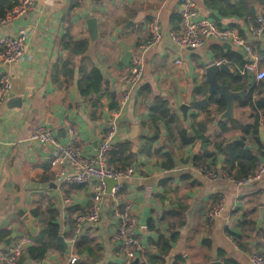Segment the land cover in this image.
I'll list each match as a JSON object with an SVG mask.
<instances>
[{
	"label": "crops",
	"instance_id": "crops-1",
	"mask_svg": "<svg viewBox=\"0 0 264 264\" xmlns=\"http://www.w3.org/2000/svg\"><path fill=\"white\" fill-rule=\"evenodd\" d=\"M192 1L199 18L209 19L214 14L220 27L236 29L256 52L264 51V40L249 37L247 23L236 17L219 16L207 8L206 0ZM178 2L35 0L23 16L0 25V38L26 31L25 57L12 65H0V75L11 82L10 94L0 105V250L17 238L27 236L31 244L22 254V264H71V257L77 258L71 242L74 218L88 209L91 188L57 181L49 167L50 146L30 140V135L37 125H44L64 144L69 138L67 126H71L78 136L75 148L84 156H94L104 122L112 110L109 105L113 100L117 102L125 89L120 78L127 72L138 44L148 37V24L156 16L163 27L162 39L144 55L142 78L131 88L114 141L130 142L134 155L130 166L134 173L120 181L116 199L107 194L100 221L92 226L84 225L81 234L94 239L101 257L98 264H122L114 255L112 241L111 207L116 200L133 206L141 245L139 262L157 254L158 238L161 235L167 238L174 229L178 230L179 238L171 245L163 264H173L178 256L182 262L176 261L177 264H208L213 256L222 262L233 259L238 264H251L250 254L264 256V217L262 226L256 229L258 209L264 208V174L259 181L247 186L208 180L196 172V166L204 164L221 170L222 155L211 144L206 149L215 153L213 158L197 163L194 158L204 153L200 143L195 141L182 146L176 133L180 128L189 130L191 123L203 118V111L191 108V103L207 94L204 69L208 62H220L215 55L217 49L223 54L234 52L243 62L245 56L238 54L229 43L230 49L226 50L222 48L223 42L212 39L197 49L175 47L169 32L173 30L171 16H178ZM252 6L255 14L264 12V5L255 2ZM89 16L97 23V38L93 42L86 28ZM84 40L88 46L82 54L66 48L68 41ZM261 58L262 65L264 57ZM175 60L180 63L175 64ZM229 66L234 71L233 65ZM93 67L102 74V90L97 95L84 97L78 81L82 73ZM258 83L247 82L249 88ZM111 91L114 96L110 95ZM157 96L167 101L175 120L168 126L160 124L157 129H147L148 107ZM183 104L188 106L185 117L179 109ZM234 113L235 118L228 120L242 126L253 122L248 107H240L235 102ZM192 115H196V119ZM133 126L138 130L131 138ZM226 126L229 130L217 137V124L208 125L206 135L211 143L217 138L232 141L244 137L253 153H264V143L259 150L250 133L243 135L239 128H231L230 123ZM59 128L64 130L57 135ZM259 130L263 128L259 127L258 133ZM156 134L150 155L141 153L143 137ZM261 156L264 161V154ZM219 199L223 200V210L208 221L206 212ZM20 210L35 212V233L21 221ZM49 218L59 225V235L66 246L54 242L45 258L36 262L28 258L27 250L41 239L45 220Z\"/></svg>",
	"mask_w": 264,
	"mask_h": 264
},
{
	"label": "built area",
	"instance_id": "built-area-1",
	"mask_svg": "<svg viewBox=\"0 0 264 264\" xmlns=\"http://www.w3.org/2000/svg\"><path fill=\"white\" fill-rule=\"evenodd\" d=\"M35 0H16L15 6L0 20V25L11 22L23 16L33 5ZM178 26L169 32L171 43L179 49H197L202 47L207 40H218L229 43L234 49H240L245 56L242 66L237 67L241 76L248 77L249 81L260 82L264 80V64L248 39L240 36L233 28H223L207 18H199L195 3L192 0H179ZM246 30L249 37L254 40H264V17L258 16L254 22L247 23ZM148 37L140 42L136 52L131 56L130 65L120 80L125 86L117 100L116 107L111 110L109 117L104 122V131L99 141L94 156H84L76 148L78 136L71 126H67L69 136L66 143H61L54 135L52 129L37 125L30 140L50 146L49 167L53 177L62 184L89 185L91 188L90 203L84 213L74 218V237L81 234L84 225H95L101 219L103 200L107 196L106 179L116 181L111 187L110 194L116 199L121 189L120 181L131 176L134 168L129 166L124 169L116 167L110 161V150L118 132V123L121 112L127 104L130 91L142 78L144 68V55L153 46L158 44L163 36V27L159 19L154 16L148 24ZM26 31L20 30L15 36L0 38V65H12L21 61L26 54ZM59 44V43H58ZM179 64V60L174 61ZM11 91L10 80L0 78V105L8 98ZM196 172L208 180H226L236 186H247L259 181L264 174V161L259 162L256 170L241 180H234L224 170H216L204 164L196 166ZM223 210V200L219 199L209 207L206 218L211 221L218 217ZM111 217L114 223L112 241L114 255L128 264L141 252V245L137 238V221L133 215L131 203H118L114 200L111 207ZM31 244L27 236L17 238L11 245L0 250V264H22L21 257L26 247ZM76 260L73 255L70 263ZM251 264H264V256L252 253L249 256Z\"/></svg>",
	"mask_w": 264,
	"mask_h": 264
},
{
	"label": "trees",
	"instance_id": "trees-1",
	"mask_svg": "<svg viewBox=\"0 0 264 264\" xmlns=\"http://www.w3.org/2000/svg\"><path fill=\"white\" fill-rule=\"evenodd\" d=\"M255 2L264 5V0H206L205 4L207 8L215 11L223 18L236 17L245 23H252L258 16L264 17V12L258 14L251 13L249 6L253 5ZM15 4L16 0H0V20L15 6ZM178 21L179 16L173 14V16H171L170 23L172 24V28L174 30L178 26ZM216 24L218 25L217 22ZM87 46L88 43L85 40L72 42L68 41L66 43V48L68 47L71 52L73 51L78 54H82L87 49ZM215 55L219 61H227L234 67V71L232 73H220L218 76L219 82L227 84L229 88L235 91L242 89L248 90L246 95L243 98L237 99L236 102L240 107H248L251 109V118H253V122L242 126L233 120L217 121L216 115L224 110L225 100L216 96L204 94L201 100H196L191 103V108L203 111V118L191 123L189 130L180 128L176 133L182 146L191 144L195 141L200 143L201 147L204 149V153L201 157L199 156L194 158L197 163H201L206 158H213L215 153L212 151L209 152L206 149V147L212 144L214 150L223 157L224 166L221 170H224L234 180H241L256 170L259 163L257 154L253 153L251 150H244L231 143L230 140H226L224 138H217L216 142L211 143L210 137L206 135L207 127L212 124V122H215L219 129L217 137H220L222 133L229 130L226 124L230 123L231 128H239L243 135L250 133L258 144L259 150H261L263 148V144L259 143L258 129L259 127H262L264 131V80L260 81L258 84L250 86L249 88L247 84V82H249L248 77L241 76L237 70V67H240L243 64V60L239 55L234 52H227L223 54L219 51V49H217V53ZM1 77L2 76L0 75V78ZM102 79V74L96 67H93L87 73H82L78 81V87L81 95L88 97L99 94L102 90ZM116 105L117 102L115 100L111 101L109 105L110 110H113ZM212 107L214 110L210 109ZM148 111L149 121L145 125L147 129H151L152 127L156 128L160 124L168 126L169 123H173L175 120L174 115L169 111L167 101L161 97L157 96L153 99V102L148 107ZM191 117L196 119L197 116L192 115ZM156 137L157 134L151 137H143L144 143L141 148V153L150 155L151 144ZM239 139L245 141L244 137ZM259 154L263 155L264 153L260 151ZM133 156L130 142L128 141L118 143L115 142L110 150V161L120 169L129 167L133 162ZM31 214L34 216L36 215L34 211H32ZM45 223L41 239L27 250L28 258L36 262L42 261L45 258L46 252L50 249V247L54 246V241L59 235V225L56 222H53L52 219L49 218L45 220ZM230 235L236 237L233 234ZM178 238L179 232L175 229L169 232V236L167 238L161 235L156 242L158 253L155 255H148L147 261H141L138 264H163L164 257L171 249V245L174 244ZM93 242L94 239L87 235L79 234L75 236L73 251L77 255V258L71 264H98L101 257L97 246H95ZM176 261L182 262V258L180 256L176 257L173 264H177ZM106 264L116 263L107 262ZM223 264L238 263L233 259H224Z\"/></svg>",
	"mask_w": 264,
	"mask_h": 264
},
{
	"label": "water",
	"instance_id": "water-1",
	"mask_svg": "<svg viewBox=\"0 0 264 264\" xmlns=\"http://www.w3.org/2000/svg\"><path fill=\"white\" fill-rule=\"evenodd\" d=\"M249 9L251 10L252 14H255V10L252 5L249 6ZM210 20L212 21H218L217 16L214 14H211L209 17ZM86 28H87V34L91 42H93L97 38V23L96 19L92 16H89L86 20ZM223 49H230V45L227 43H224L222 45ZM238 54H242V51L240 49H237ZM232 73L233 69L229 66V64L226 61H220V62H208L205 69H204V82L207 85V94L210 96H216L218 98H222L225 100V108L222 110L216 117L217 121H225L228 119H234L235 118V113H234V107H235V102L239 98H243L246 93L247 89H242V90H232L229 88L227 84L220 83L218 80V75L220 73ZM104 84L107 85V80L104 81ZM111 96H114V92H110ZM180 111L182 112L183 116H186V111L188 109V106L186 105H181L180 106ZM63 128H59L57 130V135L61 131H63ZM138 130L137 126L132 127V132L130 137L133 138ZM259 142L261 144L264 143L263 137V131L259 130ZM234 145H237L238 147L250 151L252 149L251 146H249L245 141H242L241 139H233L231 141ZM257 158L261 161H263V157L261 155H257ZM107 184V193L110 194V189L112 186L116 184V181L112 179H106L105 180ZM19 214L21 215V221L25 224L27 229L31 233H35V227H34V217L31 213L26 212L24 213L22 210L19 211ZM263 217H264V208L260 207L258 209V218H257V224H256V229L260 228L262 226L263 222ZM12 236H15L13 234ZM10 240V239H9ZM8 240V241H9ZM56 244L61 245L65 247V243L63 242V237L61 235H58L54 241ZM139 263V258H135L128 264H138ZM208 264H223L222 261L216 259L215 256L211 258V261Z\"/></svg>",
	"mask_w": 264,
	"mask_h": 264
},
{
	"label": "rangeland",
	"instance_id": "rangeland-1",
	"mask_svg": "<svg viewBox=\"0 0 264 264\" xmlns=\"http://www.w3.org/2000/svg\"><path fill=\"white\" fill-rule=\"evenodd\" d=\"M257 51V50H255ZM264 51L256 52L260 57H264ZM263 53V54H262ZM205 161H202L201 163H204Z\"/></svg>",
	"mask_w": 264,
	"mask_h": 264
}]
</instances>
